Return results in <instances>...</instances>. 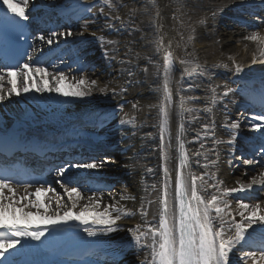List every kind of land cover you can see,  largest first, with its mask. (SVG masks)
<instances>
[{"label":"bare ground","instance_id":"bare-ground-1","mask_svg":"<svg viewBox=\"0 0 264 264\" xmlns=\"http://www.w3.org/2000/svg\"><path fill=\"white\" fill-rule=\"evenodd\" d=\"M97 1L103 0H76L65 9L73 14V17L81 15L80 24L83 23L80 25L79 35L70 38L72 45H86L94 36L103 39V71H95L85 77L97 80L99 87L108 85V90L101 93L95 88L90 95L84 97L63 96L49 91L38 92L42 98L33 105L24 100L22 106L17 104L16 95L13 94L0 102V128H9L21 123L24 112L38 107V115L27 123L29 133H53L64 123L63 127L75 129L71 127L73 122H81L86 113L106 104L103 103L102 97L119 99L115 105L119 112L112 120L107 121L106 118L111 114L109 112L107 117H103V123L119 119L120 127H113L112 122L110 125L113 128L107 130L122 139L124 153L119 163L110 164L111 167H116V172L122 173L126 184L124 188L102 195L100 210H103L104 205L116 204L117 207L132 213L122 216L116 223L119 225L118 229L109 233L112 242L120 243L125 238L133 239L130 229L153 227L158 222L160 213H157L155 200L157 196L162 199L160 194H164L166 190V199L170 206L168 216L172 218L171 210L174 207L169 194L173 191L172 181L175 180L177 169L185 176L190 173L203 177V181L207 183L198 180L197 186L198 194L205 200L210 199L211 194L216 191L209 188L208 184L222 180L223 186L233 187L236 186L237 180L248 183L253 176L264 171L257 168L256 172H253L250 169L253 165H246L240 176H235L239 174L240 166L238 167L234 150L236 151L241 135L244 133L246 136H258L260 131L250 130L251 123L259 121H253L254 116L246 114L249 107L246 108L244 103L240 105V100L234 101L237 93L230 83L233 75L236 78H249L257 74L259 78L264 79V64L251 63L257 45L244 39L253 32L264 35V17L261 15L260 18L251 19V23L254 22L257 27L255 29L235 25L220 26L222 19L232 16L239 6L245 7L247 4L261 3L264 0H112L117 11L112 24L101 14H96L91 19L87 16L88 7ZM0 2L2 3V0ZM51 3L53 1L30 0L28 10L49 9L52 7ZM66 15L61 13L60 17ZM98 16H102L103 23ZM202 18L204 23L199 22ZM189 36L192 37L191 40ZM38 48L41 51L40 46ZM168 53L171 54L168 81L171 95L169 100H165L164 56ZM230 56L243 66L242 72H235L233 61L229 60ZM224 64L228 67H223ZM56 71L60 72V69H56L52 74ZM67 77L64 86L74 82V77ZM47 79L51 86V77ZM262 84L264 85V82ZM7 87L9 86L4 85L5 90ZM227 88H231L232 92L224 96ZM32 92L35 93L34 90ZM114 92L115 94L110 95ZM20 95L25 97V93ZM213 95L216 97L215 103L212 102ZM161 106L166 107L168 112L167 130L163 133V141L160 129ZM233 121H239L238 129H232ZM205 125L208 126L207 129ZM233 133L235 139L229 145L227 141L232 139ZM181 144L183 149L180 148ZM182 152L187 157L183 168L180 165ZM211 161H216L215 165ZM165 168L168 169L169 180L166 179ZM213 173L216 174L214 179ZM188 180L190 183V176ZM256 190L263 191L259 194V200L250 199L245 203L264 202V187L254 186L251 191ZM121 195L135 199L121 200ZM48 196L52 197L50 194ZM82 196L87 197L84 194ZM243 196L245 195L237 192L229 198L233 209L236 207V200L245 198ZM141 203L144 215L141 214ZM211 215H216L214 210ZM224 219L230 220L231 217L225 215ZM69 221L71 225L78 223V220L74 219ZM66 231L59 232L56 237L64 236ZM45 235H50L51 238L41 237L34 246L29 245L23 251L17 245L9 249L12 252L5 255L6 259L0 260H3L4 264H64L60 258L62 249L60 252L55 249L45 250L55 244L51 232H45ZM68 235L69 233L62 238V243L58 242L56 245H70L71 241L66 243ZM141 243H146V238H143ZM146 251L145 247L133 242L127 252L120 251L124 257L122 263L118 264L141 260L140 257L147 255ZM249 251L251 250L245 243L238 245L229 253L230 264H243L241 257ZM73 252L79 254V250ZM7 257H10V261H7ZM64 262L76 264L66 260ZM248 264H251L250 259Z\"/></svg>","mask_w":264,"mask_h":264},{"label":"snow or ice","instance_id":"snow-or-ice-1","mask_svg":"<svg viewBox=\"0 0 264 264\" xmlns=\"http://www.w3.org/2000/svg\"><path fill=\"white\" fill-rule=\"evenodd\" d=\"M30 0H2L3 5L15 17L20 20H27L26 12L28 10ZM103 3L109 8L113 7L112 0H103ZM222 11V9H221ZM215 15V13H213ZM118 19V17H117ZM204 23L203 18L199 21ZM57 33L52 32L47 39L48 44L53 43V38ZM71 36V32L60 33V36ZM41 41L45 40L44 36L38 37ZM192 37L189 36V40ZM245 40L256 43L257 48L252 54V64H264V35L258 32H253L244 37ZM170 56L168 53L164 56V84L163 90L165 100L170 99V91L168 81L170 76ZM31 60V58H29ZM233 61V67L236 73L243 71V66L235 62L234 57H229ZM227 68L228 65L224 64ZM189 71V69H185ZM0 74V82L7 78V89L5 90L3 83H0V102L6 100L9 96L21 93H28L35 89L37 92H56L63 96L84 97L90 95L92 90L98 88L103 93L108 90V85L99 87V82L95 79L89 80L85 76L79 79L74 78V82L67 83L68 77L64 72L49 73L46 68L35 66L28 62L16 68H7L2 70ZM51 77V86L48 77ZM15 77V79H14ZM39 77V79H36ZM31 81V83H30ZM215 93V89H212ZM232 92L231 88H227L224 96ZM216 97L213 95L212 102L215 103ZM135 108L136 105H133ZM253 121L259 123H251V129L261 131L264 129V113L258 114L252 118ZM168 112L166 107L160 108V129L161 140L163 141V133L167 130ZM207 129V125L204 126ZM232 129L240 127L239 121H233ZM235 139L233 133L232 139L227 143L231 145ZM219 143V141H218ZM183 149V144L180 145ZM264 152V147H262ZM166 158V157H165ZM187 157L182 152L180 165L184 167ZM215 165L216 161H211ZM245 165H255L260 163L255 159H245ZM96 163H77L72 164L73 168L95 169L101 167ZM168 169L165 168V173ZM66 168L61 167L57 175L63 176ZM215 173L212 178H215ZM188 176L191 177L189 183ZM188 176L177 169L175 177V200L176 212L174 214V222H169V207L165 191V199L161 201L163 209L160 212L159 227L149 228L148 232H140L139 227L130 229L133 240L139 245L141 237L151 236V244L144 243L142 247H151V260L146 264H230L229 253L238 245L243 243L257 244L256 237H259L257 244L258 251H249L244 254L241 259L243 264H264V202L254 204L245 203L243 199L236 200V207H231L229 198L237 192H248L254 189V186L264 187V171H261L257 176H253L248 183L236 181V186H223L222 180H217L213 184H208L209 188H214L216 191L211 194L210 199L198 194L197 181L203 183V177L195 175ZM56 183L64 190V194L68 197V203H64L62 198L56 194V189L52 187L43 188L37 187L34 192H29V186H25L24 194L19 195L17 190L7 179L0 178V258H5V253L9 249L15 248L21 243V239H31L38 241L45 234V230H31L33 218H37L41 223L56 224L58 222H67L69 220H78L81 224L91 223L94 226H101L105 234L116 231L113 227L122 216H128L132 213L125 211L122 207H117L116 204H108L101 209L102 196H98L95 192L91 196L84 197L76 187H69L68 182L61 183L57 180ZM7 192V195L5 194ZM43 192L47 203L41 202L38 197ZM51 192L55 196V209H52L53 198L48 196ZM190 193V195H189ZM31 197V198H30ZM121 200L135 199L131 196L121 195ZM86 200V203L81 201ZM79 209L78 211H74ZM227 209V211H225ZM34 210V211H33ZM61 210L63 213L61 214ZM141 214L144 215L143 203H141ZM215 211L216 215L212 216L211 212ZM113 212L117 213L113 215ZM19 214V219L17 217ZM227 215L230 220L224 219ZM239 217L237 220L236 217ZM19 221H23L20 223ZM215 222V223H214ZM251 230V231H250ZM85 232L90 237L97 235V231L93 228H85ZM159 237L157 241L156 237ZM0 264H4L0 260ZM11 264V262H9Z\"/></svg>","mask_w":264,"mask_h":264},{"label":"rangeland","instance_id":"rangeland-1","mask_svg":"<svg viewBox=\"0 0 264 264\" xmlns=\"http://www.w3.org/2000/svg\"><path fill=\"white\" fill-rule=\"evenodd\" d=\"M225 24L228 25V22H226ZM222 25L223 24H221L220 26H222ZM234 45H237V44L234 43ZM236 158H237V162H238V167L240 166V168H239L240 171H239V174L238 175L236 174L235 176H240L241 170H245L246 165L243 163L244 160L242 159L241 156H236ZM262 169H264V168H262ZM261 192H263V191L262 190L253 191V192H251V194H249L245 198H241V199H243L244 202H247V200H250V199H252L254 201H258L259 196H260L259 194Z\"/></svg>","mask_w":264,"mask_h":264}]
</instances>
